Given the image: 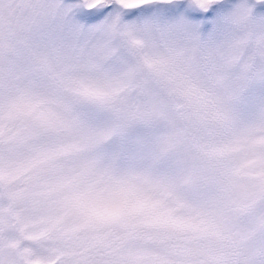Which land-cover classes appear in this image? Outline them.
I'll use <instances>...</instances> for the list:
<instances>
[{
    "label": "snow or ice",
    "instance_id": "1",
    "mask_svg": "<svg viewBox=\"0 0 264 264\" xmlns=\"http://www.w3.org/2000/svg\"><path fill=\"white\" fill-rule=\"evenodd\" d=\"M0 264H264V0H0Z\"/></svg>",
    "mask_w": 264,
    "mask_h": 264
}]
</instances>
